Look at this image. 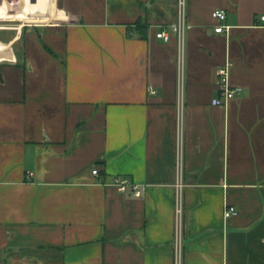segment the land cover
I'll return each mask as SVG.
<instances>
[{
  "label": "crops",
  "instance_id": "obj_1",
  "mask_svg": "<svg viewBox=\"0 0 264 264\" xmlns=\"http://www.w3.org/2000/svg\"><path fill=\"white\" fill-rule=\"evenodd\" d=\"M22 3L40 23L0 36V264H175L177 234L181 264H264V0H186L181 72L155 37L176 0ZM223 67L241 92L213 106Z\"/></svg>",
  "mask_w": 264,
  "mask_h": 264
},
{
  "label": "built area",
  "instance_id": "obj_2",
  "mask_svg": "<svg viewBox=\"0 0 264 264\" xmlns=\"http://www.w3.org/2000/svg\"><path fill=\"white\" fill-rule=\"evenodd\" d=\"M211 17L216 20L218 23L223 21L226 18V14L221 9H215L211 12ZM259 26L264 31V16H259ZM189 28L186 22V0H176V15L175 20L166 28L158 31L155 34L157 39H161L164 42H167L170 39V34H173L176 38L177 44V53H176V62L179 72H181L184 61V50H185V33ZM225 27L222 25H217L214 28L216 33H223L225 31ZM216 85L217 91L219 92L220 97H215L211 100V104L213 106H221L234 97L238 96L241 92V88L234 87L229 84V76H228V68L223 67L219 68L216 71ZM148 93L153 95L155 91L152 88L148 89ZM180 156H181V125L180 120L178 123L177 130V162L176 169L177 171L180 169ZM91 174L95 177L99 176L97 168H93ZM110 184L114 186L119 192L125 191L128 187H133L134 196H140L142 189L133 186L132 182L127 177L116 176L112 178ZM237 211L233 206H227L223 211V217L229 218L231 216L236 215ZM176 227L177 232L179 233L180 228V220H181V208L179 203L177 202L176 209ZM179 235L176 237V255H175V264H181L180 257V243L178 241Z\"/></svg>",
  "mask_w": 264,
  "mask_h": 264
},
{
  "label": "rangeland",
  "instance_id": "obj_3",
  "mask_svg": "<svg viewBox=\"0 0 264 264\" xmlns=\"http://www.w3.org/2000/svg\"><path fill=\"white\" fill-rule=\"evenodd\" d=\"M5 1V0H0V4ZM22 0H10L8 5H7V12L14 14V13H18L21 11L22 8ZM48 22V21H47ZM35 23H40V22H27V21H22L20 20H13V19H0V27L2 28H6L5 31H0V36L2 34H7L6 32H10V34L12 35L13 33H15L16 31H11L14 29H18L23 27V26H27V25H33Z\"/></svg>",
  "mask_w": 264,
  "mask_h": 264
},
{
  "label": "bare ground",
  "instance_id": "obj_4",
  "mask_svg": "<svg viewBox=\"0 0 264 264\" xmlns=\"http://www.w3.org/2000/svg\"><path fill=\"white\" fill-rule=\"evenodd\" d=\"M9 1H4L0 4V19H13V20H16L14 19V17L11 15V13H8L6 8H7V5H8ZM61 17V13H57V18L60 19Z\"/></svg>",
  "mask_w": 264,
  "mask_h": 264
}]
</instances>
